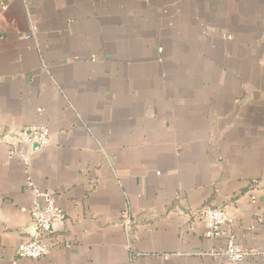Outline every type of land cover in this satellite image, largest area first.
I'll list each match as a JSON object with an SVG mask.
<instances>
[{"label":"crops","instance_id":"1","mask_svg":"<svg viewBox=\"0 0 264 264\" xmlns=\"http://www.w3.org/2000/svg\"><path fill=\"white\" fill-rule=\"evenodd\" d=\"M32 124L42 258L16 255L37 230L2 140ZM228 237L256 254H203ZM0 264H264V0H0Z\"/></svg>","mask_w":264,"mask_h":264},{"label":"built area","instance_id":"2","mask_svg":"<svg viewBox=\"0 0 264 264\" xmlns=\"http://www.w3.org/2000/svg\"><path fill=\"white\" fill-rule=\"evenodd\" d=\"M26 0H24V3ZM37 26L30 24L29 30L23 34L25 38H35ZM162 48H158L161 52ZM2 140L11 145V155H16L23 162L26 178L25 185L32 191L31 206L29 208L32 222L36 227V234L33 238L20 242L15 249L16 255L28 258H42L49 254L51 246L44 243L42 238L49 234L51 230V222L55 217H60V211L56 206L53 194L38 187L29 173V159L31 152L28 149L30 145H37L40 148L46 147L50 143V131L48 127L43 125H29L19 127L11 132H5ZM201 217L206 222L204 236L208 238H219L221 236V227L225 222V216L220 208L205 207L201 211ZM130 216L127 214L123 218L124 225H129ZM129 234V232H127ZM128 240L126 249L130 253V257L140 255L135 252ZM203 254H209L214 257L227 260L229 263H236L244 260L246 257L256 254L241 246L235 237H228L225 244L221 248H214Z\"/></svg>","mask_w":264,"mask_h":264},{"label":"water","instance_id":"3","mask_svg":"<svg viewBox=\"0 0 264 264\" xmlns=\"http://www.w3.org/2000/svg\"><path fill=\"white\" fill-rule=\"evenodd\" d=\"M35 147H37V145H35Z\"/></svg>","mask_w":264,"mask_h":264}]
</instances>
